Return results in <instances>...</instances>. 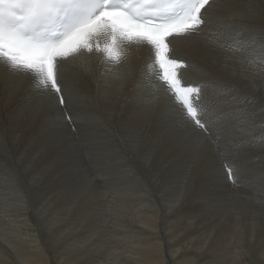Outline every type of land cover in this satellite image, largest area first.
<instances>
[{
	"label": "bare ground",
	"instance_id": "bare-ground-1",
	"mask_svg": "<svg viewBox=\"0 0 264 264\" xmlns=\"http://www.w3.org/2000/svg\"><path fill=\"white\" fill-rule=\"evenodd\" d=\"M204 14L209 23L197 33L173 38V56L187 61L185 84H200L218 109L211 136L175 126L181 109L150 67L154 51L146 44H127L125 63L97 56L62 63L66 110L0 63V200L7 181L17 187V209L0 201V264H105L101 239H111L106 214L115 216V207L120 223L140 230L122 246L123 264H264V135L256 144L255 131L244 133L256 118L264 126V0H213ZM25 98L39 105L35 117L18 107ZM220 151L246 159V174L227 163L247 186L231 193ZM49 168L66 182L57 200H34L32 212L21 183L37 182L32 175L43 178L40 169ZM111 181L121 203L102 196ZM40 185L57 189L46 178ZM9 212L25 222L18 228L31 244L14 240Z\"/></svg>",
	"mask_w": 264,
	"mask_h": 264
},
{
	"label": "snow or ice",
	"instance_id": "snow-or-ice-1",
	"mask_svg": "<svg viewBox=\"0 0 264 264\" xmlns=\"http://www.w3.org/2000/svg\"><path fill=\"white\" fill-rule=\"evenodd\" d=\"M210 0H0V62L12 73L25 74L34 87L55 95L65 110V90L59 82V64L82 49L91 53L93 37L106 34L110 42L96 45L108 61L119 63L125 43L146 44L154 50V65L178 103L182 120L175 126L212 135L221 122L218 109L203 98L199 86L185 87L178 78L183 65L168 56V37L197 33L209 22L201 10ZM222 26L218 31H225ZM229 30L239 32V29ZM264 46V32L260 33ZM264 63V50L261 52ZM219 94H225L219 89ZM29 105H31L29 107ZM35 117L39 105L22 99ZM71 121V116H68ZM228 179L237 178L225 160Z\"/></svg>",
	"mask_w": 264,
	"mask_h": 264
},
{
	"label": "rangeland",
	"instance_id": "rangeland-1",
	"mask_svg": "<svg viewBox=\"0 0 264 264\" xmlns=\"http://www.w3.org/2000/svg\"><path fill=\"white\" fill-rule=\"evenodd\" d=\"M255 121V120H254ZM254 121H253V124H252V127L250 128V129H246V131L244 132V133H248V131H249V133L251 132V133H254V131H255V134H256V136H254V142H256V144H258L259 142V140H257V139H260V137L262 136V135H264V126L263 127H261V125L258 123L259 122V120L256 118V121H255V123H254ZM257 122V123H256ZM261 134H260V133ZM244 136H247V134H244ZM251 142H252V145H251ZM249 143H250V145L253 147V146H255V144H253V141H251V140H249ZM247 145L248 144H246V148H247ZM221 148H223V147H221ZM247 150H249V151H252V150H254V151H256L254 148H252V150H250V149H247ZM259 151H264V149L263 150H259ZM218 153H220V154H225V156L224 155H222V158H223V160L225 159L226 160V156H228V155H232V160L230 159V160H227V161H231V162H235V164H237V165H240V167H239V169H238V171H239V173H242V174H246V159L245 158H243L244 160H245V162H243L242 160L243 159H241L240 157H239V159H238V157L237 156H235V155H233V154H230V152H224L223 153V151L221 152H218ZM263 155H264V153H263ZM262 155V156H263ZM234 156V157H233ZM235 158V159H234ZM228 159V158H227ZM241 159V160H240ZM224 160V161H225ZM240 160V162H238ZM45 160H43L42 162H40L39 164H42L43 162H44ZM241 161H242V163H241ZM231 166V165H230ZM244 166V167H243ZM262 166V167H261ZM264 165H260V168H261V170L262 169H264V167H263ZM10 167V166H9ZM8 167V168H9ZM241 168V169H240ZM223 169L225 170V167H223ZM232 169H233V167H232ZM243 171V172H242ZM245 172V173H244ZM40 173L42 174V176H44L43 178L41 177V176H39V175H37V174H33L32 176H34V177H37L39 180L37 181V182H30V181H28V182H22L21 184H25L24 186H22L23 187V189H24V191L26 192V194L28 195V197L30 198V210L32 211V212H37L38 210H37V207L39 206L38 204H36L35 202H34V200L36 201V202H40L43 198H45V199H47L48 197H52V198H55L56 200H57V197L59 196V194H60V192L62 191V189H60L61 188V185L64 183V182H66V180H56V179H54V173H53V168H49V169H40ZM31 176V177H32ZM47 179V180H49V182L51 183V186H53V187H56L57 189L56 190H54V191H50V190H48V189H46V190H44V189H39V188H37V186L38 187H40V188H42V186L40 185V180L41 179ZM228 179V178H227ZM228 183H230V191H232L231 193H233V190H234V188L235 187H238V188H243V187H245V186H247L246 184H243V182L241 181V180H239V179H237V182H236V184L235 183H233V182H230V180L228 179ZM8 184V185H7ZM107 184H109V185H107ZM12 185H14V187L12 186ZM107 185V186H106ZM106 185L105 184H102L101 185V189H102V191H104L105 193L102 195L103 197H105V198H111V199H113V200H118L119 201V203H121V199H119L120 198V194H116V193H113L114 192V190L116 191V188H118V187H116V185L114 184V182L113 181H111V182H109V183H106ZM114 185V186H113ZM232 185V186H231ZM235 185V186H234ZM8 186H11L12 188H14L13 190H11L10 188L11 187H8ZM30 186L31 187H33V188H35V190H32V189H30ZM5 187H7V188H5ZM5 189L7 190L6 191V194L8 193L9 195H11V196H9V195H6L5 194V192L3 193V197H4V199L6 200H0L3 204H6L7 205V208H8V206H10V209H8V210H12L13 211V209H17V207H15L14 205H12V204H15L16 202H15V200H16V182H14V184H12L11 182H8L7 181V183H6V185H5ZM10 190H9V189ZM65 188H70V187H65ZM233 189V190H232ZM1 190H2V188H1ZM8 190H9V192H8ZM12 191L14 192V193H12ZM11 192V193H10ZM108 192H109V194L111 195V196H108ZM2 193V192H1ZM15 194V195H14ZM14 195V196H13ZM105 195V196H104ZM108 196V197H107ZM119 196V197H118ZM229 196H231V195H229ZM2 197V198H3ZM9 197V198H8ZM12 200H11V199ZM25 198V197H24ZM26 199V198H25ZM7 201H8V203H7ZM11 203V205H9L10 203ZM115 206V205H114ZM3 207H5L4 205H3ZM11 207H12V209H11ZM6 207H5V209H7ZM4 209V211H6ZM116 209V210H115ZM7 212V211H6ZM111 209H108V211H107V214H106V220L108 221V227H109V231H110V233H111V239L110 240H107V239H101V243H102V246H105L104 248H105V250H107L108 252L107 253H105V255L102 257V262H105V264H123V261L127 258V255H121V254H124L125 253V250L123 249V247L122 246H124V244H125V247L127 246L126 245V242H129L131 239H132V237L134 236V235H136V234H138V233H140V230H138L135 226H133L130 222L129 223H125V224H122V223H120V215H121V213H120V210L118 209V208H114V212H115V216H113L112 214H111ZM9 214L10 215H7L8 217H5V219H6V221H5V223L7 224V226H8V229L9 230H11V231H15V235L16 234H19V236L17 237V235H16V237H15V241L17 242V240L19 239V240H24V241H26L27 243H26V245H28V244H31V242H32V239L30 240L29 239V237H28V235H25V233H21L19 230V228H18V226H19V224H25V222L23 221V223H19V221L20 220H18V221H16V219H15V216L16 215H14L13 214V212H9ZM10 217V218H9ZM17 217V216H16ZM113 217V218H112ZM21 218V217H20ZM114 218H115V221H114ZM14 219V220H13ZM19 219V218H18ZM15 221V222H14ZM16 222H17V224H16ZM19 223V224H18ZM131 224V225H130ZM124 227H123V226ZM120 226L121 227H123L122 229H121V231H120ZM15 227V228H14ZM18 231V232H17ZM126 231V232H125ZM139 231V232H138ZM123 232V233H122ZM129 232V233H128ZM142 232V231H141ZM121 235H120V234ZM127 233V234H126ZM25 235V236H24ZM142 235V234H141ZM27 236V237H26ZM122 238H123V241H122ZM17 239V240H16ZM13 240V241H14ZM106 241H109V242H106ZM1 242V241H0ZM110 244V245H109ZM120 245V246H119ZM112 246V247H111ZM110 247V248H109ZM117 247V248H116ZM127 248V247H126ZM31 249H32V247H31ZM113 250H115L114 251V253H113ZM123 252V253H122ZM116 257V258H115ZM114 260V261H113ZM112 261V262H111ZM213 264H216L215 262H212ZM211 262L209 263H204V264H212ZM192 264H198L197 262H193Z\"/></svg>",
	"mask_w": 264,
	"mask_h": 264
}]
</instances>
